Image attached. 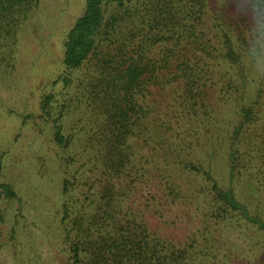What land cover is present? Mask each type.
Segmentation results:
<instances>
[{"label": "rangeland", "instance_id": "rangeland-1", "mask_svg": "<svg viewBox=\"0 0 264 264\" xmlns=\"http://www.w3.org/2000/svg\"><path fill=\"white\" fill-rule=\"evenodd\" d=\"M84 4L85 0H40L18 33L13 69L0 77V184L15 194L0 196V264H65L68 245L58 228L62 183L73 184L72 195L79 196L75 186L92 177L87 181L91 192L97 189L91 171L98 173L100 163L93 156L97 145L89 138L100 120L89 116L81 102L62 121L63 136H72L64 149L54 142L52 121L40 112L44 97L63 92L62 82L53 86L67 74L62 41ZM204 21L212 41L217 36L215 44L221 30L232 34L243 65L230 69L209 60L214 84L202 101L184 102L175 87L155 94L162 112L159 124L171 130L160 129L150 144L145 138L133 141L135 165L147 180L132 184L126 212H141L151 232L173 244L192 241L185 264H264V232L235 211L225 220L216 217L219 203L212 183L184 167L193 162L208 172L219 189L231 191L264 223V96L253 104L264 88V72L252 68L243 53L249 23L238 13L237 0H207ZM68 92L69 97L73 87ZM242 108H252L255 121L234 138ZM235 150L232 170L230 155ZM155 186L169 200L165 207L150 206Z\"/></svg>", "mask_w": 264, "mask_h": 264}, {"label": "trees", "instance_id": "trees-1", "mask_svg": "<svg viewBox=\"0 0 264 264\" xmlns=\"http://www.w3.org/2000/svg\"><path fill=\"white\" fill-rule=\"evenodd\" d=\"M246 3L264 10V0H246ZM39 4L40 0H0V77L13 69L18 33ZM206 8L207 0H85L82 14L66 33L62 41V64L67 74L53 84L62 82L63 92L44 97L40 112L52 121L55 144L67 149L72 136H63L62 121L81 102L86 104L85 112L100 120L94 139L89 138L90 143L97 145L93 156L100 169H94L98 173L91 171L95 193L87 182L92 177L85 178V184L75 186L74 190L81 192L79 196L72 195L73 184L67 180L62 183L58 228L62 242L68 245L65 264H185L187 261L186 248L193 245L192 241L180 244L185 246L182 248L177 242L173 244L157 236L141 212L128 213L125 206L132 184L147 180V175L141 174L135 165L133 141L145 138L144 143L150 144L152 137L161 133L160 129H167L165 133L171 130L159 124L162 112L157 108L155 94L175 87L179 88L175 91L181 92L184 102H196L199 98L202 101L205 90L214 84L210 80L214 74L209 60L230 69L243 65L242 54L230 32L221 30L217 34L218 48L217 36L212 41L204 29ZM72 87L74 93L68 97ZM263 96L264 88L256 93L253 104L257 105ZM58 97L65 101L60 102ZM240 113L234 138L255 121L252 108H242ZM236 155L237 150L231 152L232 170ZM184 167L203 174L212 183L219 203L216 217L225 220L235 211L264 232V223L251 216L231 191L219 189L208 172L193 162ZM132 170H137L133 177ZM156 187L151 192L150 206L165 207L169 200ZM0 196L13 198L15 194L7 185L0 184ZM169 198L173 199L172 195Z\"/></svg>", "mask_w": 264, "mask_h": 264}, {"label": "clouds", "instance_id": "clouds-1", "mask_svg": "<svg viewBox=\"0 0 264 264\" xmlns=\"http://www.w3.org/2000/svg\"><path fill=\"white\" fill-rule=\"evenodd\" d=\"M237 11L246 16L249 30L242 50L250 66L264 72V10L251 7L246 0H237Z\"/></svg>", "mask_w": 264, "mask_h": 264}]
</instances>
